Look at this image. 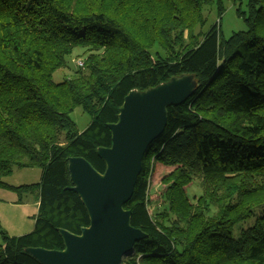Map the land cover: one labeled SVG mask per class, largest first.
<instances>
[{
	"label": "trees",
	"instance_id": "obj_1",
	"mask_svg": "<svg viewBox=\"0 0 264 264\" xmlns=\"http://www.w3.org/2000/svg\"><path fill=\"white\" fill-rule=\"evenodd\" d=\"M226 1L246 26L228 38ZM213 8L219 20L205 30ZM78 50L83 66L56 82ZM181 75H193L197 90L168 107L144 155L124 208L147 237L122 264H264V0H247L245 10L242 0H0V187L39 202L32 232L11 236L0 222V264H42L28 248L64 250L61 229L90 226L70 189L69 159L104 173L97 152L112 146L108 126L126 96ZM78 107L92 119L83 132L71 117ZM156 166L171 171L153 217ZM26 168L41 169L38 184L4 182ZM196 180L203 193L191 200ZM255 215L235 238L234 227Z\"/></svg>",
	"mask_w": 264,
	"mask_h": 264
},
{
	"label": "water",
	"instance_id": "obj_2",
	"mask_svg": "<svg viewBox=\"0 0 264 264\" xmlns=\"http://www.w3.org/2000/svg\"><path fill=\"white\" fill-rule=\"evenodd\" d=\"M196 90L194 76L181 75L147 91H131L118 121L108 126L112 146L97 152L105 172H98L83 157L69 159L70 189L85 205L90 226L79 235L61 229L64 250L36 247L27 252L42 264H122L135 244L147 237L132 226V213L124 208L133 196L144 155L163 134L168 107L183 104Z\"/></svg>",
	"mask_w": 264,
	"mask_h": 264
},
{
	"label": "rangeland",
	"instance_id": "obj_3",
	"mask_svg": "<svg viewBox=\"0 0 264 264\" xmlns=\"http://www.w3.org/2000/svg\"><path fill=\"white\" fill-rule=\"evenodd\" d=\"M247 0H242V7L246 9ZM226 10L222 17V32L225 37H229L234 32L246 30L244 21L237 16L236 7L231 1H226ZM205 16L207 19V26L205 30H208L212 25L218 22L217 11L215 8L205 10ZM83 51L78 50L72 56L75 60H69V68L61 69L54 74V80L56 82H62L69 78L73 73L76 74V70L79 65L78 62L83 60ZM76 63V64H75ZM77 66V67H76ZM72 119L75 121L77 128L80 132H83L88 128L91 123V117L83 111L82 108H76L72 115ZM158 167V170H157ZM171 171L170 168L156 166L154 174L151 177L150 197L151 203L149 210L152 216H156L163 210L161 203V194L164 191L162 185V178ZM42 171L39 168H26V169H14V172L5 177L3 180L5 183L11 186L19 187L23 185L38 184L41 180ZM203 193L200 180H196L195 183L189 187L188 194L191 200H195ZM36 194L31 192H21L0 187V222L4 229L11 236H22L32 232L35 228V215H37V207L35 206ZM257 216H253L245 222L236 225L233 229V236L238 238L240 232L243 229L252 227L256 222ZM3 243V237L0 235V245Z\"/></svg>",
	"mask_w": 264,
	"mask_h": 264
},
{
	"label": "crops",
	"instance_id": "obj_4",
	"mask_svg": "<svg viewBox=\"0 0 264 264\" xmlns=\"http://www.w3.org/2000/svg\"><path fill=\"white\" fill-rule=\"evenodd\" d=\"M35 206L37 207V210L39 209V202L37 200V197L35 198ZM37 214H38V211H37ZM36 216V215H35Z\"/></svg>",
	"mask_w": 264,
	"mask_h": 264
},
{
	"label": "built area",
	"instance_id": "obj_5",
	"mask_svg": "<svg viewBox=\"0 0 264 264\" xmlns=\"http://www.w3.org/2000/svg\"><path fill=\"white\" fill-rule=\"evenodd\" d=\"M78 65H79V67H80V66L82 67V66H83L82 61H79V62H78Z\"/></svg>",
	"mask_w": 264,
	"mask_h": 264
}]
</instances>
